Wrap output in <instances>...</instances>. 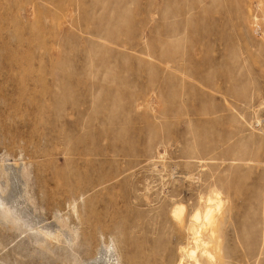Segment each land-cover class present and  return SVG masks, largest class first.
Instances as JSON below:
<instances>
[{
	"label": "rangeland",
	"instance_id": "374dc122",
	"mask_svg": "<svg viewBox=\"0 0 264 264\" xmlns=\"http://www.w3.org/2000/svg\"><path fill=\"white\" fill-rule=\"evenodd\" d=\"M0 193V264H178L214 194L264 264V0H0Z\"/></svg>",
	"mask_w": 264,
	"mask_h": 264
},
{
	"label": "bare ground",
	"instance_id": "6f19581e",
	"mask_svg": "<svg viewBox=\"0 0 264 264\" xmlns=\"http://www.w3.org/2000/svg\"><path fill=\"white\" fill-rule=\"evenodd\" d=\"M217 196L215 194L213 196H210V195H209V197L207 196V198H205V200H204V208L201 211H195L191 216H189L190 219L188 220L189 221V225H188V228H187V231L189 232V236H188L189 238L187 240H189V242H187V245L185 246V248L182 249V252H183L182 253L183 254L182 257L183 256L184 257L183 258L181 257L182 260H179L178 264H182L183 263L182 261H184V260L187 261V262H184L185 264H192V263L196 264L198 262V259H197L198 255H196V254H197V252L199 250H201L200 251L201 254L199 253L201 257L207 258V260L209 262H211L212 260H215L214 257H213L214 254L213 253H209L204 248H207V247L209 248V244L211 243V235L214 233V231L211 230V229L215 226L216 216L219 214L220 209H221V201L218 200ZM8 199H9V197L2 198V196H0V202H3L4 200L5 201L6 200L10 201ZM219 199H221V198H219ZM183 214H184V207H182V205L181 206H177L176 205L171 210V218L174 221H176L178 224H180V223L182 224ZM209 230L213 231V233L211 232L212 233L211 234L209 232L210 233L209 234L210 237L207 239V241H204L202 239V237H203L202 234H203V232H205V231L208 232ZM212 238H213V236H212ZM212 243H213V241H212ZM213 247L214 246L212 245V248ZM105 249H106L105 250L106 251L105 252L106 255H104V260L105 259L109 260L111 258L110 254H109V251H111V249H110L109 246H107V248H105ZM212 252H214V251H212ZM109 261H111V259ZM103 264H107V261H104Z\"/></svg>",
	"mask_w": 264,
	"mask_h": 264
}]
</instances>
